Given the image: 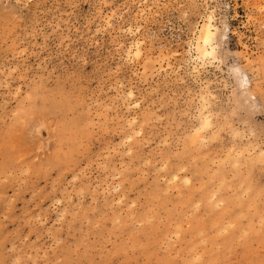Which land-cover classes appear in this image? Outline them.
<instances>
[{
	"label": "rangeland",
	"instance_id": "374dc122",
	"mask_svg": "<svg viewBox=\"0 0 264 264\" xmlns=\"http://www.w3.org/2000/svg\"><path fill=\"white\" fill-rule=\"evenodd\" d=\"M262 8L0 0V264H264Z\"/></svg>",
	"mask_w": 264,
	"mask_h": 264
},
{
	"label": "snow or ice",
	"instance_id": "6c2138e0",
	"mask_svg": "<svg viewBox=\"0 0 264 264\" xmlns=\"http://www.w3.org/2000/svg\"><path fill=\"white\" fill-rule=\"evenodd\" d=\"M261 11L264 12V8H262ZM213 20H214V15L207 16L205 27H204V29H201L204 48L199 49V47H198V50L203 52V56L205 58L209 59L210 61H215L217 54L227 55V53L223 52V49H220L219 53H218V47H213L211 52H209L207 50L208 47H210L212 44L215 43V41L213 39L214 33L212 31ZM137 55H139V53H137ZM233 71L235 73H237L238 75H240V69L239 68H234ZM243 82L245 85L247 84V77L243 78ZM262 107H264V106H262ZM210 127H211L210 121L205 120L203 125H202V128H210ZM261 134L264 135V126L261 127Z\"/></svg>",
	"mask_w": 264,
	"mask_h": 264
},
{
	"label": "bare ground",
	"instance_id": "6f19581e",
	"mask_svg": "<svg viewBox=\"0 0 264 264\" xmlns=\"http://www.w3.org/2000/svg\"><path fill=\"white\" fill-rule=\"evenodd\" d=\"M204 27H205V25L202 27V29H204ZM213 31V30H212ZM214 33V32H213ZM206 34V33H205ZM200 39H202V32H201V38ZM198 47H199V49H203L204 48V44H203V39L201 40V42L199 43V45H198ZM210 51V50H209ZM202 52V51H201ZM203 53V52H202ZM243 75H244V77H247V75L243 72ZM250 84V81H249V79L247 78V86Z\"/></svg>",
	"mask_w": 264,
	"mask_h": 264
}]
</instances>
